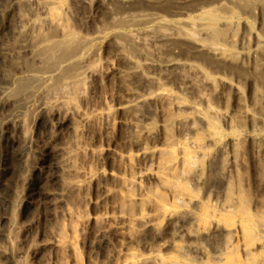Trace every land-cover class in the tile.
<instances>
[{
  "label": "rangeland",
  "instance_id": "rangeland-1",
  "mask_svg": "<svg viewBox=\"0 0 264 264\" xmlns=\"http://www.w3.org/2000/svg\"><path fill=\"white\" fill-rule=\"evenodd\" d=\"M81 1L83 0H0V87H9V90L12 88L9 78L13 74L20 76V69L23 70L25 61H32L30 49L33 48L34 42H37L36 39L40 40L42 35L50 32H55L57 36L53 38L56 41L64 38L66 33H72L71 36L76 38L73 39L72 37L74 41L79 38L77 43L80 42V46L75 56L76 70H74V74L75 76L81 74L80 77H74L77 80L68 77V79L75 80V83L71 81L72 85L66 91L70 96L63 97L60 108L56 106L60 109L59 111L68 112L69 121L64 127L55 130V118L51 115V107L45 109L41 114L42 126L39 130V138L33 137L31 113L28 117L27 114L22 116L21 121L24 124L18 122L19 124L13 126L12 132L14 134H12L15 146L12 155L9 157L11 161L8 160L6 164H3V160H0V165L2 164L0 166V215L3 217L0 220V264H138V262H142V259L147 260L146 263L150 264V262H157L159 259L175 258L173 243L188 244L187 242H189L190 244L191 242L190 236L192 235L188 231L190 226L174 224L168 218L167 213L172 204L171 191L175 187L173 185L178 183H173L172 179L174 178V181L178 179L179 182L184 181L182 179L184 171L181 168V161L191 149V142L189 141L194 134H190V131L182 130L176 125L172 126L169 134L165 132L162 124L176 112L174 102L172 104L168 102L176 97L185 104L186 109L189 108L187 111L190 110L191 105L199 107L197 109L203 110L202 112L208 110L209 107L215 110L231 109V100L227 102V105H224L220 99H217L220 98L221 85L218 82V80L220 81V73L218 75V72H214L206 61L203 62V58H197L196 61L194 55H188L182 48L177 47L168 52L166 47L161 49L163 46L159 42L148 41L144 43L139 38L142 36L138 33L142 28L148 29V26L151 29L160 26L162 23H167L168 27L167 24L163 26H166L167 29L170 28L171 23L174 24L175 22L169 21L168 17L157 20L154 19L155 15L150 14L149 11L138 13V11L130 10L132 14L130 11L125 12L128 15L123 13L125 15L124 20L122 19L123 15L118 14L116 16L114 14L113 18H117L113 20L116 22L119 16L124 20L119 18L121 20L119 23L123 28L120 24L113 23L112 18L107 16V19L105 15V17L103 14L101 16L94 11V4L97 0L93 4H84ZM99 1L102 3L105 0ZM132 1L135 0L130 2L132 3ZM6 8L10 10H8L9 13H5ZM48 8H52L51 12L54 13L53 24L48 21V16L46 17L45 14ZM144 13L145 15H143ZM139 14L143 16H139ZM145 16L148 21L145 20L146 18L144 19ZM100 17H104L105 20ZM133 18L137 26L132 23ZM185 18L187 17L182 19ZM188 19L197 23L196 19ZM136 20H141L142 25H138L140 22L137 23ZM105 21L109 23H104ZM174 21L176 20L174 19ZM110 23L112 25H109ZM123 23L126 26L129 25V27L127 26L128 29ZM143 23H148V25ZM237 25L239 31V24L237 23ZM248 26V28L251 27L250 30L256 31L255 22H248ZM174 28L175 26H172L171 30H175ZM192 29H194L192 30L194 33L196 28ZM128 32H133L135 38L128 36L130 35ZM209 32L212 33L211 30ZM209 32L207 31V36ZM231 32L230 29L226 34ZM195 33L197 36V30ZM226 34L224 35L226 36ZM199 35L197 37L201 38ZM217 35L220 36V34H216V37H218ZM221 35L223 36V34ZM136 36H139L137 37L139 39ZM237 37L235 35L234 42L231 43L232 46L234 45L233 48L231 46V52L234 49L239 50L240 42L237 41ZM133 39L135 40L133 41ZM129 41L130 46L135 44L133 48H130ZM249 41L246 45L253 48L251 41ZM121 45L124 48H121ZM13 47L19 53L17 57L11 58L8 49ZM144 51L146 52L145 55ZM132 52H134L135 58L139 55L134 59L137 60V63L141 61L142 64L140 62V64L134 63L135 60L131 58ZM145 58L146 61H144ZM162 59L164 61L171 59L170 61L173 60L176 65L162 70L161 67L156 66V64L164 62ZM198 60L202 61L199 62ZM147 61L153 65H148ZM203 63L204 65L207 63L208 67L203 68ZM139 65L142 67V70L138 68V73L141 71L140 74L135 75L136 72H130L134 66L139 67ZM77 70L79 72H76ZM169 70L175 73V76L170 74L172 72ZM126 71V75H128L126 77L129 79L130 76V80L125 77ZM164 71L168 72L164 73ZM209 72H211L210 75ZM202 74L204 75L202 76ZM22 75L21 77H23ZM144 76H147L146 79ZM172 77L175 78L171 80ZM203 77L211 80V82L208 80V83L207 79H203ZM123 78L127 81L125 82ZM133 78H135L136 83ZM140 78L145 82H142ZM205 79L206 82L203 81ZM231 79L232 83L242 82L239 83L240 89H242L240 90L242 94H239L241 99L239 97L237 99L245 101L247 98L246 82L239 77L235 78V76H232ZM159 83L161 84L159 85ZM179 86H183L184 89L183 87L179 88ZM76 89L78 92L74 93L73 90L76 91ZM68 90L70 91L68 92ZM71 90L72 93H70ZM147 92L148 94L150 92L148 97L151 94H153L152 97L155 96L156 99L152 98L154 100L148 99L153 103L147 101ZM261 93L264 95V92ZM55 95H59L58 91ZM18 96L10 91L4 95L6 99L3 97L5 103L2 101L4 105L0 104V119L10 114L15 108L22 110L23 104L19 105L15 101V98H20ZM144 97L145 99H143ZM136 99L147 101L146 104L148 103V105L145 104L144 108L142 107L143 111L140 109L137 112L131 108L137 101ZM16 105L21 106V108ZM120 107L128 109L124 112V109L120 110ZM128 111L132 113L130 114ZM139 112L142 113L143 118L141 117V119ZM129 114L130 116L136 115L133 118ZM25 118H29L30 121ZM139 121L142 122L141 125ZM239 121L245 123L244 120L242 122L239 119ZM148 122L149 124H147ZM218 122L221 123V127H218L221 129H218L221 146L224 145L223 148L226 150L222 149L226 152V157L229 158L231 153L228 145L224 143L226 141L225 135L228 136L226 123L223 120H218ZM154 123L156 125L151 131L152 133L144 130L147 125ZM135 124L137 127L133 126ZM143 124L147 125L144 126ZM143 131L146 134L150 133V135L147 134V136ZM223 132H225L224 136L222 135ZM222 139L224 140L222 141ZM238 144L239 147L235 146L236 163L231 165L233 170L227 167L229 172L226 171V175L232 174L236 186L242 188L244 192L248 191L245 193L248 195L249 191L254 190L253 187L250 188L251 190L249 189L251 173L245 164L249 150L246 143L241 144L240 142ZM188 147H190L189 150ZM0 148V153H2L4 146L1 144ZM184 150L187 153H184ZM34 159L38 161L36 162ZM259 161L257 159V162ZM13 164L15 165L13 166ZM260 164L261 162L257 163V166ZM35 165L40 167H37L36 171L30 169V166L34 167ZM230 171L232 172L230 173ZM237 171H239V175ZM241 171H244V175ZM179 172L182 173V177ZM240 173L242 174L240 175ZM175 175L176 177H174ZM240 176L241 178L242 176L248 178H242L247 182V185L239 178ZM251 176L255 181L259 179L257 182L259 184L256 186L262 185L261 188H263L264 182L262 180L264 179L261 175L257 179L256 175ZM238 180L240 184L237 182ZM193 183L195 182H188L189 190L197 194L200 199L202 197L201 201L204 202L206 199L205 202L212 209L214 208L215 212L224 214L226 209L224 204L225 189L222 184L215 183L207 186V188L202 185L198 186L200 184L196 186V183L195 187L192 185ZM170 184L172 185L170 186ZM219 185L221 186L219 187ZM197 187H205V189L202 188V192H200V188L196 191ZM203 192L206 193L203 194ZM250 194L251 199H253V192ZM24 199L28 200V205L23 203ZM205 202L204 204L207 205ZM140 221L143 224H139ZM27 225L30 226V230L26 233L24 230ZM216 229L218 233H222L221 226ZM229 235L230 238H228L231 239V243L238 248L240 240L236 233L233 232ZM221 237L216 236L218 240L215 241H218L217 243L210 240L203 241L200 246L194 244V247L188 249L187 255H185L188 258L189 255L190 257L193 256L191 258L193 264H200L201 262L204 264L205 261L209 264L219 255V250L216 247H220L223 243V239L219 241ZM42 244H46L44 248ZM38 248H41V252L34 255ZM199 250L201 251L199 252ZM202 251L207 254L202 255ZM191 254L193 255L191 256ZM235 255L239 260H242L243 256L239 248ZM208 256L210 260H207ZM160 260L158 263L161 262Z\"/></svg>",
  "mask_w": 264,
  "mask_h": 264
},
{
  "label": "bare ground",
  "instance_id": "bare-ground-1",
  "mask_svg": "<svg viewBox=\"0 0 264 264\" xmlns=\"http://www.w3.org/2000/svg\"><path fill=\"white\" fill-rule=\"evenodd\" d=\"M94 1L95 0H83L81 2H84V4H86V3H89V4L92 3L93 4ZM130 1L131 0H105L101 3V1L97 0L94 4V11L96 13H99L100 15L101 14H103V16L105 15L106 18L108 16V18L110 17V18H112V20L117 18V17L113 18L114 14H116V16H118V14H121L120 16H122L123 13L128 12L130 10L131 11L132 10L138 11V13L143 12V11H149V13L151 12L150 14L153 13L152 15H155L154 19H157V20L164 19L165 17H168V19H170L169 21H171L173 23L175 22L174 24L171 23V25H170L171 27L175 26V28H174L175 30H171L170 26H169L170 28L167 29V27H168L167 23H165V24L162 23L161 24L162 26L161 25L155 26L153 23V25L155 27H153L151 29H149V26H148V29L142 28L140 33H138L142 37L136 36V38L139 37L140 39H142V41H144V43H147L148 41L149 42H159V44L160 45L162 44V46H163V48L161 47V49H164L166 47L168 52H169V50L170 51L172 49L174 50V48H177V47L182 48V50L187 52L188 55H191V56L194 55L196 61H197V58L198 59L203 58V60H204L203 62L206 61L214 72L215 71H216V73L218 72L217 73L218 75L220 73V77H219L220 81L218 80V82H220V85H221V88L218 86L220 88V94H219L220 98H217V99H220L224 103V105H227V102H229V100H231V102H232V108L231 109H228V110L227 109H224V110L216 109L215 110V109L209 107L210 109L208 108V110H205V108H204L205 111L202 112L203 110L202 111H200V109L198 110L197 108H199V107H197L196 105H195L196 107L191 105L190 110L187 111V109H189V108L186 109L185 104L182 101H180V99L178 100L177 97L176 98L172 97L173 99L170 100V101L173 100L172 102L168 101L170 104H172L174 102L176 112H174L173 116H171L169 119H167V121L165 120L166 122H164L162 124V127L166 130L165 132H168L170 134L172 126L176 125L179 128H181L182 130H186L187 132L190 131L191 132L190 134H194V135H193V138H191L189 141V142H191L190 143L191 149L189 150L190 147H188L189 153L186 156L183 154L184 157L181 161L182 166H183V167L181 166V168H183L182 170L184 171L183 172L184 174L182 175L181 172H179V173H180V176L181 175L183 176L182 179H184V181L179 182V181H177L178 179L176 180V178H175L176 181H174V178L172 179L173 183L178 182L179 184L174 183L175 185H173L175 187H173V189L171 191V203L172 204L170 206L169 212L167 213V216L174 224H186V225L190 226L188 231L192 236H190L191 237L190 238L191 239L190 244H189V242H187L188 244H183V243H178V242L173 243L172 247H173V250L175 252L174 254H176V255H174V256H176L175 258H171V259L169 258L167 260H165V259L160 260L159 259L161 261L159 263H158V261H159L158 259H157L158 261L156 260L157 262L151 260L152 262H150V264H193L194 263L193 259H191L193 257L192 256L193 254H191L192 257H190V255H189V258H188V256H186L187 255L186 251L188 249L192 248V246L194 244H198L199 246L202 245L201 243L203 241L213 240L212 242L217 243L218 241H215L217 239L216 238L217 235H219L220 237L222 235V237L219 239V241L221 239H223L224 241H223V243L221 242L222 244L220 243L221 246L218 245L219 243L217 244L221 248L216 247L219 250V255L217 256V259L215 258L212 261L213 264H264V189H263L264 186H263V188H261L262 185L259 187L256 186V184H259V183H257L259 181V179H257L259 175H261L262 179H264V95L261 93V92H264V0H135V1H132V3ZM75 7L77 8V6H75ZM72 8H74V7H72ZM51 9L52 8L46 9L45 14H46V17L48 16L47 17L49 19L48 21L50 23L52 22V24H53L55 17H54V13L51 12ZM8 10L9 9L6 8L5 13L8 12ZM131 11H130V13H131ZM125 14H127V13H125ZM140 14H139V16L145 15V13L143 15H140ZM120 16L118 17V19L120 18ZM124 16L125 15L122 16V19L125 18ZM185 16L187 18L182 19ZM104 17H102V18L100 17V18L103 19ZM133 17H136V16H133ZM79 18H80V16H79ZM145 18H146V16L144 17V19ZM188 18L196 19L197 23L194 21H192V22L189 21ZM76 19H77V17H76ZM118 19H117V22L115 20H113L112 22L120 24L119 21H121L122 19L121 18H120L121 20L120 19L118 20ZM130 19H132V18H130ZM174 19L176 21H174ZM236 19H237V21H236ZM21 20L23 21V19H21ZM103 20H105V19H103ZM124 20H122V21H124ZM145 20L148 21L147 18ZM73 21H77V20H73ZM108 21H111V20H108ZM138 21H137V23H139L138 25H140L141 20H138ZM162 21H164V20H162ZM107 22L105 21L104 23H107ZM143 22H145V21H143ZM236 22L239 24V31L240 32L238 31V25ZM248 22H255V24H256L255 30L256 31L250 30L251 27L248 28L249 27ZM78 23H79V21H78ZM127 23L129 24V22H127ZM132 23H134V18H133ZM134 24H132V25L135 26L136 24L135 25ZM143 24L148 25V23H143ZM109 25H112V24L110 23ZM123 25H125V23H123ZM156 25H159V24H156ZM163 25H166L167 27L166 26L164 27ZM127 26L129 27V25H127ZM127 26L125 25V28H127ZM104 27L106 28V26H104ZM118 27H119V25H118ZM192 28H196L195 32L197 30V32H198L197 36L200 34L199 36L201 38H198L196 36L195 32L193 33L192 30H194V29H192ZM206 28H207L208 32H209V30L212 31V33L209 32V35H211V36H209V35L207 36ZM230 29L232 32L229 34L228 33L226 34V32H228ZM138 30H139V28H138ZM189 30H191V31H189ZM130 31H132V30H130ZM215 32H218L216 34H220V36L217 35L218 37H216ZM131 33H133V32H130L129 33L130 35H128V36L135 35L134 33L131 35ZM71 34L72 33H66L64 35V38L62 37L63 39L60 38L61 40H58V41H56V39L53 38V37L57 36V35H55V32H50L49 34L47 33L44 36L42 35V38L40 40L36 39L37 42H34L33 48L30 49L31 54H32V61L26 60L25 64H23V70H22V68L20 69V73L23 74L22 75L23 77H21V74L19 77H18V75L13 74L9 78V81L11 83L12 88H10V90H9L8 89L9 87L8 88L7 87H5V88L0 87V104L2 103V101L4 102V100L6 99V97H4V95L5 94L7 95V92L10 91L11 93L14 92L15 95H19L18 97H20V98L19 99L15 98V101L19 105H22V104L24 105V106L22 105V110L15 108V110L12 111L10 114L5 115L4 117L1 116L3 118L0 119V145L2 144L4 146V149H3V152L0 153L1 154L0 160L1 159L3 160L2 161L3 164H6V162H8V160L11 161V159L9 157L12 155L11 153H13L12 151H13V148L15 146V142H14V138H13L14 133L12 132V130L14 128L13 126L19 124L18 122H22V124H24L23 121H21L23 115L25 116L27 114V117H28L30 113L32 114V117H31L32 127L31 128H33V135H34L33 137H36V138H39V135H40L39 130L41 129V126H42L41 114L45 109L47 110V108L50 109V107H51V113H52L51 115H53V117L55 118V123H54L55 130L61 129L62 127H64L68 123V121H69V116L67 114L68 112L65 110H64L65 112H61V111H59L60 109H58V108H60V103H61V100H63V97L66 98V97L70 96L69 94H67L66 91L72 85L71 83L72 82L75 83V80H77V78H74V77H78V76L80 77V75H81L80 73L77 76H75V74H74V70H76L75 69V65H76L75 56L78 53V47L80 46V44H79L80 42L77 43L79 38L77 39V41L76 40L74 41L73 39H76V38L74 36H71ZM221 34H223V36ZM224 34H226V36ZM235 35L238 36L237 41L240 42L239 50L236 51V49H234L235 51L233 50L234 52L233 51L231 52V46H232L231 43H232V41L234 42ZM72 37H73V39H72ZM130 38H129V40H130ZM139 38H137V39H139ZM249 39L252 43L253 48L248 47L246 45V43H247V41H249ZM126 40H128V39H126ZM134 40L135 39H133V41ZM138 41H137V43H138ZM131 43H132V40H131ZM131 43L129 41V46L131 45ZM235 44L237 45L236 42H235ZM153 45H155V43H153ZM133 46H130V48L131 47L133 48ZM233 46H232V48H233ZM122 47L123 46L121 45V48ZM157 47H159V46H157ZM259 47H260V50H259ZM137 50H138V47H137ZM165 51H166V49H165ZM124 52H127V51H124ZM18 53H19L18 50L15 49L14 47L12 49H8V54H10L9 56L11 58L17 57ZM131 54L133 55L134 52H132ZM145 54H146V52L144 53V55ZM138 56H136V58ZM165 56H166V54H165ZM131 58L134 59L135 56L133 55V56H131ZM162 60L164 61V59H162ZM162 60H160V61H162ZM170 60L164 61L161 63H159L160 61H157L159 64H156V66L158 65L159 68L160 67L162 68V70H164V69L166 70L167 68H169V66H175L176 63L173 62V60L172 61H170ZM35 61H37L36 63H38V64H36ZM135 61H134V63L136 64L137 60H135ZM144 61H146V58ZM149 61H147L148 65H153ZM153 61H155V60H153ZM200 61H202V60H200ZM139 62L141 63V61H138L137 64H140ZM134 63L132 62V64H134ZM152 63H154V62H152ZM207 63H206V65H204V63L202 64V65H204L203 68H205L207 66ZM15 64H16V60H15ZM128 64H130V63H128ZM17 67H18V64H17ZM138 68L141 69L142 67H140V65H139V67L134 66L131 70L129 68V70H130V72H132V71L136 72L135 73V75H136V74H140V72H141V71H139V73H138ZM170 68H172V67H170ZM176 69H178V68H176ZM129 70L127 69L128 72H129ZM127 71L125 72V77L128 76V75H126ZM170 71L171 70H169V72ZM172 71H173V69H172ZM203 71H205V70H203ZM76 72H79V71L77 70ZM167 72L164 71V73H167ZM211 72H209V75ZM177 73H178V70H177ZM200 73H201V71H200ZM170 74L175 76V73H173V72ZM212 74H213V72H212ZM203 75L204 74H202V76ZM141 76L143 77L142 74H141ZM212 76H214V75H212ZM232 76H235V78L239 77V79L241 78L242 80H244L246 82V84H247V86H246L247 87V98L245 101L238 100L240 98L239 94L240 93L242 94V91L240 92V90H242V89H240V87H241L239 85L240 82L232 83L233 82L231 79ZM68 77L74 78L75 80L73 81L71 79H68ZM146 77L144 76V79H146ZM170 77H169V79H170ZM130 78L131 77L129 76V79L128 78L127 79L130 80ZM141 78H140V80H141ZM173 78H175V77H172L171 80H173ZM204 78H206V77H203V79ZM133 79L135 82V78H133ZM147 79H149V78H147ZM206 79L203 81L206 82ZM196 80H198V79H196ZM208 80L209 79H207V82H208ZM126 81L127 80H125V82ZM137 81H138V79H137ZM141 81L143 82L144 80H141ZM209 81L211 82V80H209ZM168 82H170V81H168ZM200 82H201V80H200ZM74 83H73V85H74ZM82 84H80V85H82ZM137 84H139V82H137ZM160 84L161 83H159V85ZM201 84H203V83H201ZM183 85H185V84H183ZM180 87L182 88L183 86H179V88ZM205 87H206V84H205ZM185 88H186V86H185ZM11 89H12V91H11ZM159 89H161V88H159ZM183 89H184V87H183ZM187 89H189V88H187ZM57 91H58L59 95L56 96L55 94L57 93ZM69 91L70 90H68V92ZM73 91H74V93L78 92L77 89H76V91L75 90H73ZM148 91H150V90H148ZM70 93H72V90ZM65 95H67V96H65ZM148 95H150V92H149V94L147 92V97H148ZM152 95L153 94H151V96H149L147 98L148 102H152V101H149L148 99H152L153 97L155 98V96L152 97ZM11 96H13V95H11ZM171 96H173V95H171ZM145 97L143 99H145ZM168 98H169V96H168ZM143 99H140V100L136 99L137 101L132 105V107L131 106L130 107L133 108V110L137 111V112L140 109L143 111L142 107L147 102V101H141ZM214 99L216 100V98H214ZM152 100H154V99H152ZM7 101H9V100H7ZM15 101H14V104H15ZM21 102H23V103H21ZM2 105H4V104L2 103ZM19 105H16V106H19ZM129 105H131V104H129ZM147 105H148V103L146 104V106ZM19 107L21 108V106H19ZM123 107H120V110L121 109L123 110L124 109ZM126 109H128V108H125L123 111L125 112ZM128 112L130 114L132 113L131 111H128ZM152 113H154V112L152 111ZM126 114H127V112H126ZM130 114H129V116H130ZM139 114H140V112H139ZM141 114L139 115L140 119L142 117ZM145 114H147V113H145ZM135 115H133V116H135ZM133 116H130V117H133ZM151 118H153V116H151ZM25 119L28 120L29 118L28 119L25 118ZM239 119L242 122L244 120L245 123H240ZM218 120H223V122L226 123L228 136L225 135L226 141L224 143L226 145H228V149L230 150L231 154H230L229 158L226 157V155H225L226 152L223 151L224 145L221 146V141L219 138L220 136H218V132H219V130H221L220 128H218V127H221L220 126L221 123H219ZM29 121H30V119H29ZM24 122H26V121H24ZM149 122L147 124H149ZM141 123L142 122H140V125H141ZM136 124L133 126L137 127ZM143 125L146 126L145 124H143ZM154 125H156V124L154 123L151 125H147L148 127L146 126V128L144 130H146L147 132H151V131H153V129L155 127ZM29 126H30V124H29ZM16 127H18V126H16ZM203 127H204V129H203ZM133 128L134 127H132V129ZM139 128L141 129V127H139ZM140 129H139V132L141 131ZM137 131H138V128H137ZM127 132H128V130H127ZM134 132H136V131H134ZM143 133H144V131H143ZM224 133L225 132H223L222 135ZM144 134H146V133H144ZM135 135H138V134L136 133ZM148 135H150V133ZM222 135H221V137H222ZM135 138H137V137H135ZM16 139H17V137H16ZM35 140H37V139H35ZM223 140L224 139H222V141ZM30 141H29V143H30ZM240 142H241V144L246 143V145H247L246 147L249 150L248 158L245 161L246 162L245 164L247 166L246 168H247V170H249L251 175H253V174L256 175V179H257L255 181L251 175L249 176V182L251 184L249 189L252 187L254 188L253 191L250 189L251 191H249V194L253 192V196H252V198L254 197L253 199H251V194H250V197L248 196L249 194L248 195L245 194L248 191L244 192V190L242 188H240L239 186L238 187L236 186V184L233 182L234 177L232 176V174L226 175V171H228L227 167H229L230 170H233V169H231L232 168L231 165H234V163H236V161H235L236 160L235 159V153H236L235 146L239 147L238 143H240ZM33 144H35V143H33ZM187 145H188V143H187ZM28 146H29V144H28ZM32 146H35V145H32ZM36 149H37V146H36ZM28 150H29V148H28ZM224 150H226V149H224ZM233 152H234V154H233ZM32 153H34V152H32ZM36 153L39 154V152H36ZM184 153H187V151H185ZM42 156H44L43 153H42ZM12 157H14V156H12ZM15 159H16V157H15ZM257 159H259L260 160L259 162H261L260 166L258 165L259 167L257 166V163L259 164V162H257ZM233 161H235V162H233ZM36 162H35V164H36ZM14 165L15 164H13V166ZM13 166H12V168H13ZM30 167H31L30 169H33V171H36L37 167H40V166L36 167V165H35L34 167H32V166H30ZM257 167L260 168L258 171H257V169H258ZM231 172L232 171H230V173ZM238 172L239 171H237V173ZM241 172L243 174L240 173V175L241 174L244 175V171H241ZM238 175H239V173H238ZM174 177H176V175ZM239 178H241V176ZM242 178H244V177L242 176ZM242 178H241V180H242ZM246 178H244V179H246ZM244 179L242 181H244V183H245L246 181ZM189 181H191V183L195 182L196 186H197V184H200L198 186L202 185L205 187L214 185L215 183L222 184V186L225 189V191H224L225 192L224 204L226 206V209L224 210V214H221L220 212L217 213L218 211L215 212L216 210H214V208L212 209V207L209 206L207 202H205V201H207L205 198H204L205 199L204 202L207 203V205L204 204L203 201H201L202 197L200 199V197H198L197 194H195L192 190H189V188H188V185L190 184V183L188 184ZM262 181L264 182V180H262ZM237 182H239V180ZM195 183H193L192 185L195 186ZM172 184H170V186ZM239 184H240V182H239ZM246 185H247V182H246ZM263 185H264V183H263ZM215 186L217 187V185H215ZM220 186L221 185H219V187ZM205 187H202V188L205 189ZM198 188H200V187H197L196 191ZM202 188H200V192H202L201 191ZM244 188H246V187H244ZM204 189H203V191H204ZM194 191H195V189H194ZM204 193H206V192H203V194ZM23 203L25 205L29 204L27 199H24ZM49 205H50V203H49ZM2 219H3V217L0 215V220H2ZM139 224H143V222L140 221ZM219 225L222 228V233L217 232L216 228H219L220 227ZM29 230H30V226L27 225L25 227L24 231L27 233ZM233 232L236 233V235L238 236V239L240 240L238 243V248L242 252V256H243L242 260H239L237 255H235V252L238 250V248L235 245H233L231 243V239H229L230 238L229 234H232ZM45 245L46 244H42V247L44 248ZM201 250H203V249H201ZM201 250H199V252ZM39 252H41V248H38L34 252V255H37V253H39ZM202 253H203V251H202ZM206 254L207 253L204 252L202 255H206ZM34 255H33V257H34ZM199 256L201 257V255H199ZM209 256H211V255H209ZM209 256H208V258L206 257L207 260L209 259ZM218 260H219V262H218ZM146 261L144 259H142V262L140 261V262H138V264H147ZM196 261H198V260H196ZM196 261H195V263H196ZM214 261H216V262H214ZM211 263H209V264H211ZM204 264H207L206 261Z\"/></svg>",
  "mask_w": 264,
  "mask_h": 264
}]
</instances>
